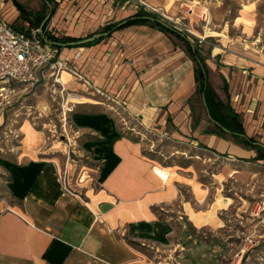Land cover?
Listing matches in <instances>:
<instances>
[{
	"label": "crops",
	"instance_id": "crops-1",
	"mask_svg": "<svg viewBox=\"0 0 264 264\" xmlns=\"http://www.w3.org/2000/svg\"><path fill=\"white\" fill-rule=\"evenodd\" d=\"M72 1L74 9L64 3L57 15L52 0L47 26L56 14L51 27L57 25L66 32L62 37L78 41L98 34L89 31L102 20L121 23L140 12H116L110 0ZM0 19L12 26L21 19L13 0H0ZM245 22L240 27L247 35L229 49L211 50L204 65L207 81L238 116L243 137L252 139L253 147L237 143L214 122L203 99L208 120L194 119L195 64L184 43L183 49L176 44L180 39L152 23L101 33L87 44L58 48L47 39L64 65L61 78L69 76L63 86L117 103L160 138L264 169V159L257 158L258 149L264 150V1L255 3V13ZM92 102L99 108L100 102ZM72 120L79 131L95 135L86 145L102 163L98 186L85 192L84 201L61 188L51 161L11 165L6 187L10 203L0 201V264H147L150 259L141 246L154 249V257L164 252L176 264H222L229 253L226 243L198 238L182 219L188 213L179 210H184L181 185L172 180L170 168L163 173L156 167L141 142L120 132L104 110L79 112Z\"/></svg>",
	"mask_w": 264,
	"mask_h": 264
},
{
	"label": "rangeland",
	"instance_id": "rangeland-1",
	"mask_svg": "<svg viewBox=\"0 0 264 264\" xmlns=\"http://www.w3.org/2000/svg\"><path fill=\"white\" fill-rule=\"evenodd\" d=\"M16 1L21 5L22 15L31 21H35L45 4L44 0ZM55 1L57 15L64 3L73 9L76 6L72 0ZM110 1L115 2L113 10L116 12L136 10L166 24L181 36L180 41L176 39V44L182 49L183 43L196 47L204 63L211 50L217 53L229 49L237 38L248 33L247 29L246 33L243 32L240 23H246L247 18L255 13V3L264 0H128L123 4H117L118 0ZM52 8L53 4L44 13L48 14ZM56 14L46 29L51 35L62 37L66 34L64 30L59 31L57 25L51 27ZM238 17L242 20H237ZM25 21L18 19L13 27L20 29ZM107 24L109 20H102L89 33L101 34ZM64 72V68L54 70L44 74L34 85L18 87L11 104L2 112L0 201L10 203L6 189L10 166L29 159L54 163L61 188L66 186L85 201V192L98 186L102 163L86 145L95 135L76 129L72 118L79 112L91 114L104 110L114 118L120 132L141 142L144 154L156 167L162 168L163 173H169L167 168H170L172 180L181 185L184 210L183 207L179 210L188 213V217H182L180 213L179 216L194 229L198 238L226 243L229 253L222 264H264L263 168L246 161L217 158L198 146L193 148L160 138L144 129L136 117H130L117 103L97 94L91 95L90 90L63 86L69 81L66 74L61 78ZM79 79L74 81L81 82ZM72 94L81 97L82 101L71 102L68 96ZM92 100L101 103L99 108ZM192 101L194 119L206 120L201 96L197 93ZM141 248L150 259L147 264L171 261L176 264L173 257L166 259L167 255L162 251L154 257L151 253L154 249Z\"/></svg>",
	"mask_w": 264,
	"mask_h": 264
},
{
	"label": "built area",
	"instance_id": "built-area-1",
	"mask_svg": "<svg viewBox=\"0 0 264 264\" xmlns=\"http://www.w3.org/2000/svg\"><path fill=\"white\" fill-rule=\"evenodd\" d=\"M46 34L47 29H30L25 24L20 30L0 19V117L18 87L34 85L44 74L64 68L56 61L58 50Z\"/></svg>",
	"mask_w": 264,
	"mask_h": 264
},
{
	"label": "trees",
	"instance_id": "trees-1",
	"mask_svg": "<svg viewBox=\"0 0 264 264\" xmlns=\"http://www.w3.org/2000/svg\"><path fill=\"white\" fill-rule=\"evenodd\" d=\"M45 4H43V10L41 13L35 16V21H31V19L25 17L22 15L21 5L16 1L13 0L14 5L16 8L20 11V17L23 20H26L25 22L28 23L30 29H39L42 21L44 20L46 16V10H47V4H51L52 0H44ZM45 12V13H44ZM53 13V9L50 11V15ZM50 19V17H49ZM49 19L45 22L44 26L42 27V31L46 29V26L49 22ZM151 21V22H150ZM145 23H152L153 25L157 26L161 30L165 31L166 33H169L176 38L181 40V36L178 34V32L174 31L173 29L167 27L166 24L159 22L155 20L153 17H147L143 16L142 13H137L133 16V18L127 19L124 22L121 23H114V24H108L104 26L101 29V33H111L112 31L118 30L120 28H124L126 26L134 25V24H145ZM23 28L21 27L20 30ZM48 39L55 43V45L59 48L61 44H67L70 42H76L79 39L77 38H70V37H61L56 38L54 36H51L48 34ZM186 50L193 60L195 64V80L197 83V93L201 96V99L204 100L206 104L207 112L210 116V118L218 123L221 127L228 130L233 139L244 146L253 147L252 139L245 140L243 135V130L241 127V123L238 119V116L235 115L231 108L229 107L228 103H223L213 88L210 86L209 82L207 81V71L205 69V65L203 63V60L201 58L200 51L195 47L190 46L188 43H184ZM258 159H264V150L258 149Z\"/></svg>",
	"mask_w": 264,
	"mask_h": 264
},
{
	"label": "water",
	"instance_id": "water-1",
	"mask_svg": "<svg viewBox=\"0 0 264 264\" xmlns=\"http://www.w3.org/2000/svg\"><path fill=\"white\" fill-rule=\"evenodd\" d=\"M47 5H48V7H50L49 4H47ZM48 18H49V14L46 15L45 19L41 23L40 29H42L43 25L48 20ZM100 36H102V34H96L93 37H90V38H87V39H84V40H81V41H78V42L71 43V45L87 44L89 42H93L95 39L99 38ZM204 105H205V103H204ZM222 129L224 131H226L224 128H222Z\"/></svg>",
	"mask_w": 264,
	"mask_h": 264
},
{
	"label": "bare ground",
	"instance_id": "bare-ground-1",
	"mask_svg": "<svg viewBox=\"0 0 264 264\" xmlns=\"http://www.w3.org/2000/svg\"><path fill=\"white\" fill-rule=\"evenodd\" d=\"M68 99L71 101V102H80L82 101L80 97L76 96V95H69L68 96Z\"/></svg>",
	"mask_w": 264,
	"mask_h": 264
}]
</instances>
